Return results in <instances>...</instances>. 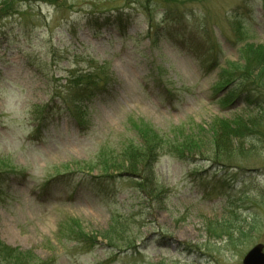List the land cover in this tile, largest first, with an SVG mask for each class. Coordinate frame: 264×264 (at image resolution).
<instances>
[{
  "label": "rangeland",
  "instance_id": "rangeland-1",
  "mask_svg": "<svg viewBox=\"0 0 264 264\" xmlns=\"http://www.w3.org/2000/svg\"><path fill=\"white\" fill-rule=\"evenodd\" d=\"M104 1L51 0L0 20V240L53 264H243L264 245V115L256 93H238L245 75L228 73L247 65L250 45L264 47V0H109L121 8L123 29L115 11L90 13L112 8ZM166 10L184 24L161 25L156 35L149 17L160 24ZM166 30L187 46L166 39ZM70 72H92L105 86L88 121L78 126L55 103L36 138L33 112ZM133 120L169 142L199 128L209 140L220 121L257 133L253 147L234 152L241 169L228 188L213 181L209 163L181 161L162 144L154 173L165 205L141 210L128 182L100 178L108 166L98 167L138 139ZM114 219L128 220L115 226L117 247L100 237ZM75 222L99 235L97 243L72 240ZM230 231L239 245L229 243Z\"/></svg>",
  "mask_w": 264,
  "mask_h": 264
},
{
  "label": "trees",
  "instance_id": "trees-1",
  "mask_svg": "<svg viewBox=\"0 0 264 264\" xmlns=\"http://www.w3.org/2000/svg\"><path fill=\"white\" fill-rule=\"evenodd\" d=\"M48 1L51 0H0V20L13 17L26 10H31L33 4H47ZM112 1L105 0L104 2L106 3L105 5L108 6L112 5ZM123 1L126 2L130 0ZM24 7H27L26 10H22ZM111 7L112 8L105 11L97 10L90 13L96 14L98 12L105 14L115 11L117 15L113 16V19L116 21L114 25L123 29L120 24L122 21V15H119V12H121L120 6L115 4ZM181 17L182 14L174 16L172 12L170 13L166 10L164 19L160 24L154 25V19L151 17H149V21L152 30H155L157 35L158 31H164L165 29L164 26L161 27V25L182 26L184 23H182ZM104 21L108 22L110 18L106 17ZM166 34V39L176 41L182 47H184V45L187 46L185 36L182 37L183 35H179L176 32L173 33L169 30H166ZM151 38L156 42L155 36H151ZM247 49V53L245 51V57L248 59L247 65H234V70L228 73V77L234 73H243L245 75V81L241 85V89L238 93H241L244 97H248L246 92L249 89L251 92L256 93L253 105L256 111L264 115V47L255 48L250 45ZM251 61H253V63H251ZM60 83L61 82L58 83V89L51 90L50 104L43 109L38 108V110H35L32 114L36 138H38V133L43 131L44 122L48 119L49 114L55 110L53 109V105H56L55 103H61V108L71 115L74 122L78 126L84 127L89 119L88 109L91 105L90 103L97 97L102 88L105 87L101 85L100 79L94 78L92 72H70L69 78L63 84ZM230 84L231 83L225 85L228 86ZM237 91L238 90L231 91V97L235 98ZM244 100L248 104L251 103L250 97L244 98ZM231 122L232 121H220L218 124L219 128H215V131L211 132L209 140L204 136L206 132L205 129L199 128L201 130L199 134L193 135L196 133L194 132L191 136H184V134L182 136L179 130L174 137L175 141L169 142L168 139H164L160 136L154 128H147L148 124L143 121L137 123L133 120L131 125L137 133L138 139L136 141H130L123 146L121 150L119 149L108 155L106 157L108 159H105L106 161L98 166H108L103 169L104 173H100L99 177L103 179H120L128 182L130 189L136 194L135 199L139 200V204L133 206V208H140L142 210L147 203L148 205L154 204L157 208H163L167 192L157 184L154 167L160 157L159 154L162 144L169 143L170 155L177 157L181 161L196 160L197 158L200 159L199 161H206L210 164V170H214L215 172L213 181L221 188H228L239 178L237 171L241 169L239 165L232 164L233 162L231 160L234 158L232 157L234 152L245 144H249L250 147H253L254 143L250 136L257 133L254 130L248 129L250 127L246 124L233 125ZM181 136L182 138H180ZM206 149H208L209 152L206 153ZM110 171H113V173H108ZM200 175L198 170L195 171L196 177H200ZM105 183L106 185L108 184L107 182ZM200 183L204 185L205 180H201ZM208 188L209 186H206L204 189L207 190ZM1 195L2 187L0 186V196ZM98 195V197L102 196L107 198L106 195ZM202 197L205 199L209 196L202 193ZM127 221L128 220H124L121 222L120 220L114 219L110 230L104 236L100 237H103L110 246L117 247L115 243L118 237L114 234L115 226L126 223ZM252 230L253 228L249 232H252ZM242 231L243 228L238 231V237H240ZM69 235L71 239L77 243H97L99 237V235L94 236L86 233L78 222H75L71 227ZM226 235L230 244H240V238H235L232 231ZM244 235H246V233ZM135 247L136 246H128L127 249L133 250ZM0 264H53V262L38 260L33 254L9 247L0 240Z\"/></svg>",
  "mask_w": 264,
  "mask_h": 264
},
{
  "label": "water",
  "instance_id": "water-1",
  "mask_svg": "<svg viewBox=\"0 0 264 264\" xmlns=\"http://www.w3.org/2000/svg\"><path fill=\"white\" fill-rule=\"evenodd\" d=\"M243 264H264V245L257 244L244 257Z\"/></svg>",
  "mask_w": 264,
  "mask_h": 264
}]
</instances>
